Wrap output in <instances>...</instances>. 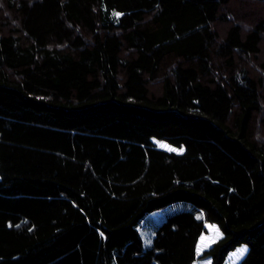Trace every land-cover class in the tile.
<instances>
[{"label": "trees", "instance_id": "trees-1", "mask_svg": "<svg viewBox=\"0 0 264 264\" xmlns=\"http://www.w3.org/2000/svg\"><path fill=\"white\" fill-rule=\"evenodd\" d=\"M243 244L264 264V0H0V264Z\"/></svg>", "mask_w": 264, "mask_h": 264}, {"label": "rangeland", "instance_id": "rangeland-1", "mask_svg": "<svg viewBox=\"0 0 264 264\" xmlns=\"http://www.w3.org/2000/svg\"><path fill=\"white\" fill-rule=\"evenodd\" d=\"M154 141L156 142L158 147L169 151L182 152L184 150V148H179L165 140L154 139ZM185 207H186L185 203H179V204H174L165 210L151 213L148 216L147 220L143 222L142 225L140 226V229L143 232V235L147 243L151 244L150 235L152 228L155 227L159 223V221H162L167 213ZM144 225L147 226L144 228L143 227ZM205 225H206V230L201 235L198 241L199 243L197 245V251L199 253H202L203 250L209 248L218 238L222 236V231L217 224L206 222ZM248 248L249 247L246 244L238 246L235 250L230 252L225 264H238L241 261V259L245 256L246 252L248 251ZM240 249H246V252H244L243 255H241L239 251Z\"/></svg>", "mask_w": 264, "mask_h": 264}, {"label": "crops", "instance_id": "crops-1", "mask_svg": "<svg viewBox=\"0 0 264 264\" xmlns=\"http://www.w3.org/2000/svg\"><path fill=\"white\" fill-rule=\"evenodd\" d=\"M199 243V242H198ZM198 245V244H197ZM199 253V252H198ZM202 261V262H201ZM204 262V263H203ZM211 259L205 258V259H198L193 264H210ZM226 263V262H225Z\"/></svg>", "mask_w": 264, "mask_h": 264}, {"label": "snow or ice", "instance_id": "snow-or-ice-1", "mask_svg": "<svg viewBox=\"0 0 264 264\" xmlns=\"http://www.w3.org/2000/svg\"><path fill=\"white\" fill-rule=\"evenodd\" d=\"M117 15H119V14H117ZM239 251H240V254L243 255V253L246 252V249H240Z\"/></svg>", "mask_w": 264, "mask_h": 264}]
</instances>
